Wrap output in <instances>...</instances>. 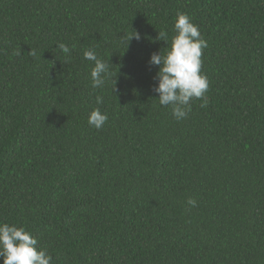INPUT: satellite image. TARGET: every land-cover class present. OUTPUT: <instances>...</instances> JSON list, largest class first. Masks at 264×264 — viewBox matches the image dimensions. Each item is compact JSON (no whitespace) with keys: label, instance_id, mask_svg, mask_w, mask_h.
<instances>
[{"label":"trees","instance_id":"trees-1","mask_svg":"<svg viewBox=\"0 0 264 264\" xmlns=\"http://www.w3.org/2000/svg\"><path fill=\"white\" fill-rule=\"evenodd\" d=\"M177 12L209 82L179 121L149 64ZM0 221L51 264H264V0H0Z\"/></svg>","mask_w":264,"mask_h":264},{"label":"clouds","instance_id":"clouds-1","mask_svg":"<svg viewBox=\"0 0 264 264\" xmlns=\"http://www.w3.org/2000/svg\"><path fill=\"white\" fill-rule=\"evenodd\" d=\"M174 32L166 54L153 53L149 64L158 66L154 78L157 83L153 91L158 94L159 104L170 106L173 117L179 121L191 111L193 99L203 100L201 106H206L205 94L209 82L201 71V57L208 44L199 27L186 13L177 12ZM133 38L139 40L141 37L133 30L131 35L126 36L127 44ZM157 39L168 45L167 32H159ZM58 47L64 54L70 55L71 50L66 44L59 43ZM29 54L34 56L35 51L30 50ZM83 57L94 65L90 71L92 87L102 88L112 78L109 62L99 58L91 49L85 50ZM96 103H102V97L97 96ZM107 120V114L99 108H94L88 115L89 125L96 129L102 128ZM189 203L194 205L195 201L189 200ZM37 245V239L25 227L0 221V258L3 264H51V254L46 248H38Z\"/></svg>","mask_w":264,"mask_h":264}]
</instances>
